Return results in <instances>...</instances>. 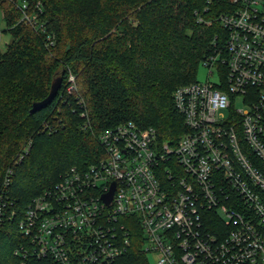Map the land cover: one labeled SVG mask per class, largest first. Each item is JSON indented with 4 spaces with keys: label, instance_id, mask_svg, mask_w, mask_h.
Instances as JSON below:
<instances>
[{
    "label": "built area",
    "instance_id": "1",
    "mask_svg": "<svg viewBox=\"0 0 264 264\" xmlns=\"http://www.w3.org/2000/svg\"><path fill=\"white\" fill-rule=\"evenodd\" d=\"M6 3L45 45L54 44L40 0H0V50L12 27ZM227 5L208 18L194 10L198 21L216 19L221 30L201 60L206 79L172 92L185 127L174 143L131 120L106 127L97 134V160L70 166L23 208L4 192L12 169L5 171L0 223L17 220L15 254L54 264H119L137 223L148 264H264V0ZM74 76L68 74V92ZM237 95L241 107L233 105Z\"/></svg>",
    "mask_w": 264,
    "mask_h": 264
},
{
    "label": "trees",
    "instance_id": "2",
    "mask_svg": "<svg viewBox=\"0 0 264 264\" xmlns=\"http://www.w3.org/2000/svg\"><path fill=\"white\" fill-rule=\"evenodd\" d=\"M37 1V0H32ZM54 44L20 23L6 3L11 39L0 50V191L19 208L52 185L72 165L85 167L100 156L97 134L131 120L152 126L158 141L174 143L185 130L172 92L197 80L196 69L221 30L218 20L198 21L194 10L213 17L229 0H40ZM208 7L207 10H204ZM69 73L76 91L65 90ZM61 77L55 97L29 112ZM56 126L43 128V121ZM26 153L19 157L23 144ZM119 264H148L139 226ZM22 238L17 220L0 223V264H54L49 258L14 253Z\"/></svg>",
    "mask_w": 264,
    "mask_h": 264
},
{
    "label": "water",
    "instance_id": "3",
    "mask_svg": "<svg viewBox=\"0 0 264 264\" xmlns=\"http://www.w3.org/2000/svg\"><path fill=\"white\" fill-rule=\"evenodd\" d=\"M60 85H61V77L57 76L51 82L50 89L47 95L41 99L32 101L31 107L29 108V112L33 113L36 110L45 107L49 102H51V100L55 97L56 92L58 91ZM113 187H114V183H112L109 192L103 194V198L105 199V201H109V199L111 198Z\"/></svg>",
    "mask_w": 264,
    "mask_h": 264
},
{
    "label": "rangeland",
    "instance_id": "4",
    "mask_svg": "<svg viewBox=\"0 0 264 264\" xmlns=\"http://www.w3.org/2000/svg\"><path fill=\"white\" fill-rule=\"evenodd\" d=\"M23 24V23H22ZM5 25V23L3 22V20L1 19V16H0V29L1 28H3V26ZM23 25H25V24H23ZM11 34H10V32H5L4 34H2V39L4 40V41H6V42H8V41H10V39H11ZM5 48V45H3L2 47H1V49H4ZM207 72H208V67H207V65H205L202 61L201 62H199V65H198V67H197V69H196V73H195V77H196V79L197 80H205L206 79V74H207ZM213 74H211L210 75V77H213L212 76ZM75 76H74V84H75V86L73 87L74 88V90L73 91H76V80H75ZM70 90H72V89H70ZM68 91V90H67ZM233 105L235 106V107H241L242 105H244V103L242 102V100H241V96L240 95H237L236 96V99L234 100V102H233Z\"/></svg>",
    "mask_w": 264,
    "mask_h": 264
}]
</instances>
